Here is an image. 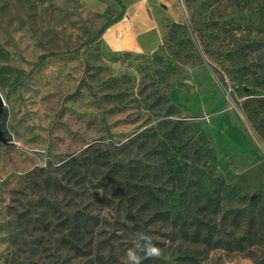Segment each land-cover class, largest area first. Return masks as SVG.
Segmentation results:
<instances>
[{
    "label": "rangeland",
    "instance_id": "1",
    "mask_svg": "<svg viewBox=\"0 0 264 264\" xmlns=\"http://www.w3.org/2000/svg\"><path fill=\"white\" fill-rule=\"evenodd\" d=\"M157 8L153 51H113L101 38L77 48L120 13L115 0H0V129L14 143H0V264H49L61 232L44 182L72 174L110 223L127 186L156 178L162 208L245 246L163 238L158 264H264V0ZM89 149L115 183L102 185L106 167L84 173Z\"/></svg>",
    "mask_w": 264,
    "mask_h": 264
},
{
    "label": "trees",
    "instance_id": "2",
    "mask_svg": "<svg viewBox=\"0 0 264 264\" xmlns=\"http://www.w3.org/2000/svg\"><path fill=\"white\" fill-rule=\"evenodd\" d=\"M116 1L122 9L121 13L105 22L93 38L83 42L77 49L100 40L103 32L111 24L122 19L125 14L124 5L121 0ZM88 153L90 156L84 173L89 167H106L100 180L102 185L106 187L115 183L114 177H119V174L107 157L101 155L105 153L100 152V155L94 156L90 149L84 152V154ZM75 161L76 159L70 160L56 170L70 166ZM75 172L79 173L78 168ZM191 173L195 177L204 175L197 167L193 168ZM74 176L75 174H72L64 183L44 182L51 199H42L43 206L51 216L58 219L57 225L61 232V236L56 239L55 251L51 256L53 259L49 264H125L124 253L134 246L140 233L150 235L158 246L162 245L163 238H170L228 251H241L245 248L238 239L229 241L222 237L214 238V232L217 230L215 226L197 216L191 214L187 216L180 212L172 213L171 209L162 208L163 198L160 187L156 185V178H153V182L141 181L132 184L129 190L125 184L128 196L125 197L124 202L118 204V219L110 223L106 216L93 214L88 206L84 205L85 184L80 186L79 182H70ZM123 181L126 183L125 180ZM199 183L194 182L206 196H210L214 190L211 189L209 193L210 187L206 182ZM81 188L83 192L79 193ZM165 226L171 227L166 235L163 233ZM62 253L70 255V258L63 260ZM141 256L143 264H158L157 259L144 258L142 254Z\"/></svg>",
    "mask_w": 264,
    "mask_h": 264
},
{
    "label": "crops",
    "instance_id": "3",
    "mask_svg": "<svg viewBox=\"0 0 264 264\" xmlns=\"http://www.w3.org/2000/svg\"><path fill=\"white\" fill-rule=\"evenodd\" d=\"M161 1L166 0H121L125 14L103 32V42L113 51H153L161 36V31L157 29L164 17L163 12L157 8ZM140 25H146L144 30H139Z\"/></svg>",
    "mask_w": 264,
    "mask_h": 264
},
{
    "label": "clouds",
    "instance_id": "4",
    "mask_svg": "<svg viewBox=\"0 0 264 264\" xmlns=\"http://www.w3.org/2000/svg\"><path fill=\"white\" fill-rule=\"evenodd\" d=\"M141 254L148 259H157L162 254L161 248L147 233H140L134 246L125 251V264H143Z\"/></svg>",
    "mask_w": 264,
    "mask_h": 264
},
{
    "label": "water",
    "instance_id": "5",
    "mask_svg": "<svg viewBox=\"0 0 264 264\" xmlns=\"http://www.w3.org/2000/svg\"><path fill=\"white\" fill-rule=\"evenodd\" d=\"M4 110H5V105H4V102H3L1 95H0V114H2L4 112ZM0 143L5 144V145L14 144V143L7 140V138L4 136V133L1 129H0Z\"/></svg>",
    "mask_w": 264,
    "mask_h": 264
}]
</instances>
